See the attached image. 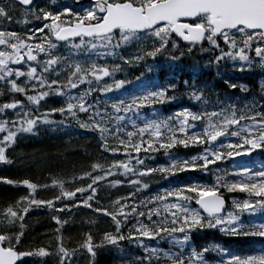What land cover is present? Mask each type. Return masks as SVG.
<instances>
[{"label": "snow or ice", "instance_id": "6c2138e0", "mask_svg": "<svg viewBox=\"0 0 264 264\" xmlns=\"http://www.w3.org/2000/svg\"><path fill=\"white\" fill-rule=\"evenodd\" d=\"M12 2L23 8L22 19H17L15 23L23 24L25 31L8 30L0 24V97L6 94L14 97L0 104V133H7L0 139V163L13 162L6 153L15 144L18 135L35 134L41 124H55L49 115L56 112L73 118L78 113L88 114V122L77 121L80 127L99 133L101 152L113 157L123 155L125 159L92 163L90 170L73 176L71 181L53 180L51 187L58 188L59 193L52 199L37 198L38 189H47L50 187L48 184L38 185L28 179L14 181L0 177V183L14 187L22 185L28 189L27 195L21 196L0 214L3 216L0 224L8 229L0 231V264H28L25 258L38 257L43 260L53 256L56 264H71L72 258L81 251L88 253L94 264L98 247L104 244L118 245L124 240L144 247L150 253L147 259L151 264L153 257L159 258V250L149 249L143 239L163 238L161 234L176 239V233L183 234V239L176 241L181 251L163 253L170 264H213L205 254L210 251L223 252L219 245L204 247L199 251L192 248L187 256L184 255L183 248L193 231L216 229L224 235L264 238V223L246 225L241 220L245 212L254 213L257 208L264 210V170L252 173L245 168L237 173L241 177L238 180L229 181L226 176L218 175L216 183L212 185L193 183L168 190L164 195L137 200V193L148 187L147 183L142 182L143 177L157 172L164 178L180 171L208 172L210 165L234 154L239 156L264 149V103L253 101L239 110L231 103L227 106L220 104L219 111L209 112V101L203 92L195 84L184 81L189 99L202 103L205 110L193 112L185 108L165 119L144 118L141 126L136 122L141 118L140 109L176 100L175 95H169L176 92V84L169 82L167 86L134 94L127 100L119 99L111 104V112L107 108L101 112L87 102V97L93 91L102 94L113 91L111 85L105 84L102 88L99 85L121 66L117 64L110 71L107 66L94 62L88 66L80 61L69 63L68 57L54 54V50L64 42L76 54L83 51L86 55L95 52L97 55L116 57L119 55L118 49L137 43L140 48L132 59L120 57L123 64L157 56H165L174 63L199 52L209 56L208 64L218 67L225 61H232L233 67L240 71L250 69L254 63L264 68V0H93L91 6L81 12L67 5L62 6L63 11L55 7H38L35 0ZM56 3L57 0H51V5ZM0 20L13 23L7 6L2 3ZM34 22L40 23L37 25ZM76 38H79V43H75ZM100 49L105 51L101 53ZM71 55L72 51L69 52ZM62 72H67V83H61L58 79ZM53 75L57 78L50 79ZM94 82L97 84L95 89L92 87ZM224 82L231 89L248 91L245 86L230 80ZM124 83L115 81V89L121 88ZM81 84H87L88 88L73 96L71 90L79 88ZM53 94L67 96L66 105L39 113L40 102ZM17 96L24 99L15 98ZM261 99L264 100V97ZM9 110L14 113L12 119L7 118ZM125 121L135 131L124 130ZM197 122L203 124L200 130H196ZM222 137H237L238 142L224 143L220 140ZM177 145L185 148L201 145L203 152L189 159H181L170 151ZM161 150L170 163L156 168L146 166L145 158L140 153ZM117 176H123L124 180L109 179ZM83 181L88 182L81 183ZM125 182L135 191L111 199L110 207H105L100 198L101 186L117 187ZM66 183L79 186L67 188ZM221 189L227 193H247L250 198L233 199L235 211H228L225 215L226 201ZM170 197L175 202H169ZM253 197L254 200L251 199ZM192 201L199 208L191 207ZM159 205H163V215ZM34 207H44L51 212L50 218L56 225L54 249L51 245L28 250L21 248L26 235L24 221ZM79 207L109 218L114 232L105 231L100 245L88 232L78 248L70 251L64 245L62 234V229L70 221L62 219L60 214L71 213ZM154 216L157 219L154 220ZM133 220L135 223L125 234L123 229ZM89 223L94 224L95 221ZM17 224L19 229L12 231ZM215 264H264V254L247 257L231 255L229 259H221Z\"/></svg>", "mask_w": 264, "mask_h": 264}, {"label": "trees", "instance_id": "16d2710c", "mask_svg": "<svg viewBox=\"0 0 264 264\" xmlns=\"http://www.w3.org/2000/svg\"><path fill=\"white\" fill-rule=\"evenodd\" d=\"M46 7H52L49 1L46 0ZM12 16L13 21L22 19L23 9L17 8L16 10H8ZM2 21V20H1ZM23 25V24H20ZM18 31H21L19 24L16 25ZM79 43V41H75ZM64 49L60 56L68 57V62H74L75 51L70 49L68 45H63ZM136 47L139 51L140 45L137 43L118 49L119 55L112 57V61L107 64L102 59H98L97 65L107 66L109 70L119 64V70L113 72L112 76L104 78V84L100 82L99 87L105 84L113 86V91L107 93L97 92L98 95L94 100L104 111L105 108L109 112L112 111L111 104L119 99H129L134 94H141L148 90H156L160 86H167L169 82L177 85L175 93L170 92L169 95H175L177 98L174 101L166 103H155L140 109V119L136 122L142 126L143 119L156 118L165 119L173 116L174 113L183 109H188L193 112H203L205 106L189 99L187 90L185 89L184 81L190 84H195L196 88L203 92L209 103L207 111H219V105L224 104L227 106L229 103L234 105L238 110L242 109L245 104H251L253 101L264 103L261 97H264L262 92V84H264V68H261L257 63L245 71H240L238 68L233 67L232 61H225L219 67L215 64H208L209 56L207 54H200L196 52L194 55L185 56L176 62L169 61L165 56H157L156 58L147 57L141 61L133 60V63L123 64L120 59L123 56L126 59V49ZM72 51L73 55L69 56ZM59 56L58 54H55ZM254 56V53H253ZM120 61V62H117ZM208 65V67L206 66ZM151 68V70H149ZM219 73V75L217 74ZM66 72H62L58 79L61 83H67ZM51 78H57L55 75ZM225 80H230L238 85L245 86L248 91H241L240 88L231 89L225 84ZM115 81H125L124 85L115 89ZM95 83V82H94ZM97 84L95 83V88ZM84 90V87L82 88ZM34 94V93H30ZM109 97V102L104 98ZM14 97L4 95L0 97V104L8 102ZM15 98L24 99L22 96ZM67 96L49 95L45 98V108L39 113L48 112L50 109H58L65 106ZM87 102L90 101L87 98ZM27 104V101H25ZM37 113V114H39ZM131 115V114H129ZM82 122H88V114L82 113ZM49 119L55 121L51 125H39L35 134H20L18 135L14 145L8 148L7 155L13 162L11 164L0 163V177H7L14 181H22L28 179L38 185L48 184L50 187L47 189L40 188L37 192L38 199H52L54 195L59 193V189L51 187L53 180L71 181L73 176H79L84 171L90 170V165L97 161L102 163H111L113 159L123 160V155L113 157L109 153H103L99 144V133L90 129L81 128L80 124L71 116H61L59 112L49 115ZM135 119V117H133ZM62 121V123H61ZM114 123V121H113ZM125 123L126 131H135L131 124L127 121ZM203 127L201 122H197V129ZM7 133H0V139ZM123 135V130L122 133ZM224 143H236L237 137H225L221 140ZM171 154L181 159H189L197 156L203 152V146L190 145L185 148L182 145H177L171 149ZM259 154L260 156H256ZM142 158H145V165L148 167L156 168L161 165H168L170 163L168 156L165 155L163 150L155 153L145 154L140 153ZM152 157V158H147ZM260 165V167L258 166ZM245 168L249 169L252 173L264 170V149H256L251 153H244L242 155H233L230 158H225L218 161L214 165L209 166V171L204 172L201 170H188L180 171L175 175L164 178L159 172L150 176L141 178L143 183H147L148 187L142 188L137 193V200L146 199L157 194L164 195L168 190H176L183 188L186 185L193 183L201 185H212L216 183V176H226L229 181L241 179L237 173L242 172ZM137 179L138 177H132ZM109 179L124 180L123 176L110 177ZM83 181L81 183H87ZM79 186L78 184L66 183L67 188ZM135 191L134 187H129L127 183L123 186L107 187L102 185L100 190L101 202L105 207H110V200L119 196H126L129 192ZM221 193L228 199V211H235L232 200L249 199L247 193L234 192L227 193L224 189L220 190ZM28 189L25 186L14 187L12 185L0 183V214L11 204H14L21 196L27 195ZM251 199H255L254 197ZM169 202H175L173 198H169ZM161 214L164 213L163 205H159ZM191 207L198 208L194 201L191 202ZM259 209V208H257ZM264 218V210H260ZM62 219L70 221L62 229L64 238V245L70 251L78 248L79 244L83 241L86 233L91 232L93 240L97 245H100L103 233L105 231H113L114 227L107 222V217L94 214L90 209L79 207L74 208L71 213H61ZM51 212L49 209L34 207L32 211L25 218V232L21 245L22 250H28L37 246L51 245L55 248L56 234L54 229L55 223L51 220ZM100 219V220H98ZM144 219V218H141ZM157 219V217H153ZM0 220L3 216L0 215ZM241 220L244 224H259L254 220L252 213L245 212L241 215ZM89 221H95L90 224ZM147 223V221L145 220ZM135 223H130L123 229L127 234L128 228ZM264 223V222H263ZM19 224L14 226L11 230L17 231ZM7 226L0 224V231H6ZM163 238L157 236L155 239H143V243L149 249H158V257L151 259V264H170L163 253H177L181 251L180 245L177 240L183 239V234H174L176 239L161 234ZM212 245H219L223 252L217 253L210 251L205 254L207 260L215 262L221 259H229L231 255H238L247 257L251 255L264 254V238L251 237V236H230L224 235L216 229H204L203 231H193L191 238L183 248L184 255L187 256L192 248L198 251L204 247ZM150 255L146 252L144 247L138 246L136 243H130L128 240L120 241L118 245L104 244L102 247L96 249V256L94 257V264H149L147 257ZM28 264H56V258H25ZM73 260V258H72ZM71 260V264H74ZM83 264H92V258L89 256Z\"/></svg>", "mask_w": 264, "mask_h": 264}, {"label": "rangeland", "instance_id": "374dc122", "mask_svg": "<svg viewBox=\"0 0 264 264\" xmlns=\"http://www.w3.org/2000/svg\"><path fill=\"white\" fill-rule=\"evenodd\" d=\"M92 3H89V4H83L82 6H79V7H76L74 4H71V3H62V2H57L56 5H53L55 8H59L61 11H63V8L62 6L63 5H67L69 8H72L74 11H77V12H81L83 11L84 9H87L89 6H91ZM7 8H11L12 6L11 5H6ZM15 7V6H14ZM64 48H57L56 50H54V54H59V56L62 54V51H63ZM101 53L104 52L105 50L103 49H100L99 50ZM127 52V58H133L135 55H136V51H132V50H129V51H126ZM99 57H111V56H102V55H97L95 52L91 53L90 55H86L83 51L80 52L79 54H76L75 53V58L77 59L76 61H80L83 63L84 66H87L89 64H91L94 60V58H99ZM117 62H120V61H117ZM66 76H67V72H66ZM64 76V77H66ZM73 96H78L76 94H73ZM107 101L109 100V97L108 96H105L104 97ZM90 104L94 105V102L90 101ZM45 103H44V100H42L40 102V105H39V109L44 107ZM99 110L101 112H103V110L99 107ZM81 113H78V115H80ZM8 115H10L12 118H14V113L9 110L8 111ZM81 119V117H80ZM100 220V219H98ZM107 222L111 224L110 222V219L108 218L107 219ZM75 261H78V260H75Z\"/></svg>", "mask_w": 264, "mask_h": 264}, {"label": "water", "instance_id": "95a60500", "mask_svg": "<svg viewBox=\"0 0 264 264\" xmlns=\"http://www.w3.org/2000/svg\"><path fill=\"white\" fill-rule=\"evenodd\" d=\"M3 1V0H0V2ZM36 1V0H35ZM63 1H72L74 2L76 5H80L82 3H90V2H93V0H63ZM76 39H79V38H76Z\"/></svg>", "mask_w": 264, "mask_h": 264}, {"label": "flooded vegetation", "instance_id": "af4514ba", "mask_svg": "<svg viewBox=\"0 0 264 264\" xmlns=\"http://www.w3.org/2000/svg\"><path fill=\"white\" fill-rule=\"evenodd\" d=\"M39 23H40V22H36L37 25H39ZM24 31H25V30H24ZM24 31H23V32H24Z\"/></svg>", "mask_w": 264, "mask_h": 264}]
</instances>
